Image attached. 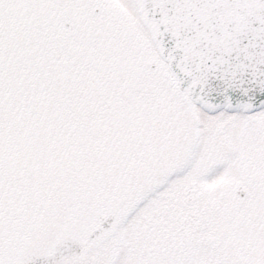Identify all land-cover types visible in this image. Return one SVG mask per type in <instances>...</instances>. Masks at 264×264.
Listing matches in <instances>:
<instances>
[{"label":"snow or ice","instance_id":"6c2138e0","mask_svg":"<svg viewBox=\"0 0 264 264\" xmlns=\"http://www.w3.org/2000/svg\"><path fill=\"white\" fill-rule=\"evenodd\" d=\"M0 264H264V0H0Z\"/></svg>","mask_w":264,"mask_h":264}]
</instances>
